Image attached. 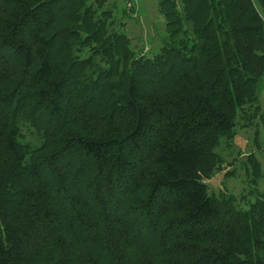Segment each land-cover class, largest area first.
Here are the masks:
<instances>
[{
	"label": "trees",
	"instance_id": "16d2710c",
	"mask_svg": "<svg viewBox=\"0 0 264 264\" xmlns=\"http://www.w3.org/2000/svg\"><path fill=\"white\" fill-rule=\"evenodd\" d=\"M102 2L0 0V264H264V172L205 182L264 120V0H158L151 57Z\"/></svg>",
	"mask_w": 264,
	"mask_h": 264
},
{
	"label": "rangeland",
	"instance_id": "374dc122",
	"mask_svg": "<svg viewBox=\"0 0 264 264\" xmlns=\"http://www.w3.org/2000/svg\"><path fill=\"white\" fill-rule=\"evenodd\" d=\"M158 0H103L101 9L112 11V28L124 32L129 39V48L136 56H149L157 53L166 37V27L163 17L157 10ZM133 9L131 13L130 9ZM126 11L128 15L123 16ZM259 103L264 119V77L259 93ZM245 123H248L245 127ZM255 130L258 131L255 142ZM236 135L231 145L223 139L216 148V153L222 158L213 177L206 180L210 193L223 191L236 198V204L246 208L253 200L252 192L263 189L262 172H264V120L256 118L252 122L238 119ZM251 164L257 160L260 176L256 183H251V169L247 158L250 155ZM233 171V172H232ZM232 172V173H231ZM231 173V174H229ZM256 178V176H252Z\"/></svg>",
	"mask_w": 264,
	"mask_h": 264
}]
</instances>
